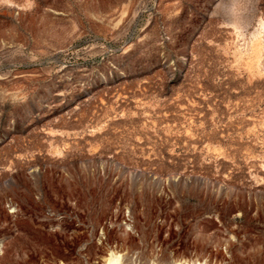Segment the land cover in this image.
<instances>
[{"label": "rangeland", "instance_id": "rangeland-1", "mask_svg": "<svg viewBox=\"0 0 264 264\" xmlns=\"http://www.w3.org/2000/svg\"><path fill=\"white\" fill-rule=\"evenodd\" d=\"M125 234L264 254V0H0V264Z\"/></svg>", "mask_w": 264, "mask_h": 264}, {"label": "bare ground", "instance_id": "bare-ground-1", "mask_svg": "<svg viewBox=\"0 0 264 264\" xmlns=\"http://www.w3.org/2000/svg\"><path fill=\"white\" fill-rule=\"evenodd\" d=\"M118 237H120L118 239L119 244L117 246L115 245L112 250L103 249L101 252L102 256L99 258L100 260L97 264H264V254H261L260 256L259 254L252 253L248 254L247 256H243V254L237 252L238 250L240 251L238 245L231 241H229L227 244V252L231 254L229 258H227L223 253H220L218 248L216 251H213L207 248V246H200V249L196 255L178 252V254H173V256H170L167 253L163 242H161V245H163L162 250L159 254L154 256L145 254L143 251L139 250V252L136 254V247L133 246H136L137 239L135 240L134 237H131L129 234ZM106 242L107 241H105V243ZM249 260H252L253 263H250Z\"/></svg>", "mask_w": 264, "mask_h": 264}]
</instances>
